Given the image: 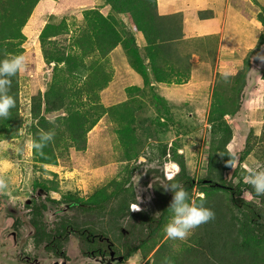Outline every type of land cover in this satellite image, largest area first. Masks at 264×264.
<instances>
[{
  "label": "trees",
  "instance_id": "trees-1",
  "mask_svg": "<svg viewBox=\"0 0 264 264\" xmlns=\"http://www.w3.org/2000/svg\"><path fill=\"white\" fill-rule=\"evenodd\" d=\"M39 0H0V59L9 58L22 52L19 47L25 37L22 28L26 24L35 5ZM106 4L118 14L128 13L136 29L142 33L145 46L140 50L132 36L122 39L115 28L97 10H88L84 16L85 26L77 33L69 34V24L66 18L57 23L47 22L38 34V42L46 64L54 63L60 66L70 77V85L74 88L67 93L52 90L43 94L36 92L30 100V116L34 122L30 126L31 139H38L41 131H55L53 142L49 143L41 153L32 150L33 159L41 165H55L56 150L60 147L61 139L72 141L73 146L83 144L79 150L85 148V135L100 120L102 116L114 117L117 122L115 131L120 150L117 156L130 158L136 154L135 149L140 139L136 136L137 129L132 127L135 116L132 109L126 108L133 102L137 107H144V100L150 101L156 108L158 115L170 116L166 101L158 94V84H171V79L181 77L189 80L192 64L191 54H181L177 50L178 40L176 26L172 24L175 15L161 16L157 13L156 0H105ZM236 8L247 18L256 17L264 27V1L257 2V8L245 11V0H239ZM246 7V8H245ZM249 8V7H248ZM203 37L193 41L204 45V53L210 43ZM216 49L218 38L214 36ZM68 41V45H62ZM127 47L125 51L129 66L140 76L141 88L134 87L137 94L142 92L141 99H131L121 107L105 108L99 103L98 93L106 88L112 77L107 70V54L118 43ZM264 42L261 35L250 51L238 53L241 63L233 68V73H215L211 89V99L206 114L209 125V140L205 172L195 181L187 175L185 167L179 161V172L171 179H166L162 158L166 154L165 145H157V157L145 159L149 165L137 167L125 166V178L120 181L112 179L107 185L95 190L86 199L70 198L68 193L59 199L50 196L49 188L37 181L33 183L30 203H26L28 215L32 219L27 223L31 231H27L32 238V247L26 254L22 240H13L9 248L0 249V264H58L69 258L72 245L70 236L79 240L75 256H88L108 262L119 263L127 260L136 252L146 259L144 264H264V196H257L246 182L242 170V162L255 152L258 143L259 150L264 156V123L258 136L250 131L245 138L243 149L238 158L231 153L228 145L232 140L233 131L225 118L236 116L242 109L245 91L249 87L250 76L253 71V57ZM120 43V44H121ZM66 50H68L66 52ZM146 60L148 62L146 63ZM213 62V60H211ZM203 73L209 74L206 68ZM257 71V70H256ZM258 73V71H257ZM264 80V74L259 73ZM83 77L80 85L74 80ZM181 79H177L179 83ZM186 82V81H185ZM19 76L12 78L9 95L16 101L7 119H0V141L13 140L19 136L23 120L19 114ZM166 108V109H165ZM116 111V114L111 115ZM118 111V112H117ZM160 121V125H164ZM142 128H147L142 126ZM148 130V129H146ZM141 142V141H140ZM54 143V144H52ZM69 144V145H70ZM149 144V143H148ZM72 147V146H69ZM148 147V146H147ZM235 157L236 163L231 167L228 161ZM129 160V159H125ZM161 164V168H160ZM144 169V170H143ZM140 173L142 184L145 183L153 190L157 189L161 181L167 187L172 182H178L189 193L198 187L199 194L194 200L201 199L205 207L215 213L214 219L200 225L193 230L188 239L178 241L179 245L166 236L163 238L162 228L172 215L169 210L172 194L158 188L155 197L150 196L152 204L141 208L137 213L129 211L130 202L135 200L134 188L131 185V174ZM110 189L111 195L104 192ZM149 191V190H148ZM248 192L251 199H245L243 193ZM150 193V192H149ZM111 202V224L94 227L95 220L100 218L107 203ZM68 211H75V215L68 216ZM93 216V218L89 216ZM127 217L128 226L124 227L123 217ZM129 217V220H128ZM18 215L13 216L11 236L18 238L21 234L17 224ZM167 221L165 222L164 220ZM10 221V219H9ZM165 222V223H164ZM164 224V225H163ZM112 232L116 235L111 239ZM72 234V235H71ZM4 237L0 236V242ZM171 241V242H169ZM177 242V241H176ZM152 255L148 257V254ZM107 264V263H103Z\"/></svg>",
  "mask_w": 264,
  "mask_h": 264
},
{
  "label": "rangeland",
  "instance_id": "rangeland-1",
  "mask_svg": "<svg viewBox=\"0 0 264 264\" xmlns=\"http://www.w3.org/2000/svg\"><path fill=\"white\" fill-rule=\"evenodd\" d=\"M234 1L239 2L238 0ZM257 1L262 2L264 0ZM245 2L247 7H245V11H248L247 9L249 6L255 5L254 0H245ZM60 4V7L75 10L76 0H61ZM69 14L75 15L76 12H70ZM203 15L204 14H202V16ZM72 19L74 18H70V20ZM245 29H248L250 33L243 31L242 34L244 38L241 42H243L242 45L244 44V52H246L244 49L247 46H250L248 49L251 50L257 43L256 33L252 30V27L248 24ZM252 33H255V36L251 35ZM262 33H264V29ZM205 37L208 38V40H206L210 41L213 45V41H215L214 36L207 35ZM21 46L24 48L23 51H26L25 57L28 60L27 70L21 72L22 78L19 79L18 88L20 90L18 94L20 104L19 114L23 120V126L19 131V136L15 137V139L0 141V177L5 180L7 185L6 188L0 189V236L4 237V240H2L3 242H0V249L5 250L9 248L13 240V238L10 237L12 225L9 226V218H13L15 215L19 217V219L16 220L17 224L21 225L20 236L15 238V234H13L15 243L17 240H22L21 247L23 246L25 251L21 250V254L28 253L29 249L32 247V238L27 232L31 227L27 223H30V221L32 222V220L37 217L35 216L34 219H32L31 216L30 219V216L27 214L28 208H26L25 204L30 203L29 199L33 192V183L36 181L38 183L44 182L49 188L50 196L54 199H59L62 195L67 193L70 198L75 199V197H78L85 199L94 193L96 189L107 185L112 179L120 181L125 178L126 173L124 167L126 165L130 166V168H138L141 164L145 166L151 164L145 162V159L148 157L151 158L152 156L150 153L152 152L153 157L159 155L157 147L159 143L162 146H166L167 155L160 157L162 158V164H176L179 166V161L182 163L181 160H183L187 175L194 178L195 181L202 177L205 172L209 140V125L207 124L206 112L209 108L211 99L212 80L214 79L212 74L216 72L221 74L233 73L232 67L237 64L238 60L234 57V54L221 56L223 60L222 68L215 64L216 68H212L211 77L208 81L205 79V82L199 83L196 78V82L193 80L189 88L185 87L182 88V90H178V94H174L173 89L171 90L172 92L166 91V89L160 90V96L164 98L166 105L171 111L170 116L166 115L163 117L160 116V114L158 115L155 109L163 111L162 109L164 108L160 109V104L156 103L158 107L156 108L152 102L148 103V105L144 103V109L139 111L137 115L134 114V116H136L135 127L137 128V135L138 138L142 140L141 142L138 141L135 149H133V151H136L134 156L133 154L130 158L122 155L117 156L121 146L115 143L114 126L118 124L112 123L106 118H102V121L85 135L86 140L84 149L79 150L83 144H78L74 147L73 144H70L72 143L71 140L68 142L61 139V141H59V144H61L60 147H64L65 145L67 148L56 150L58 156L56 164L41 165L33 159L32 150H29L27 147L28 141L31 139L29 129L31 124L34 123L29 116L28 101L37 91L41 93L46 91L47 83L51 77V69L43 63L39 45L36 41L24 42ZM213 51L215 54L214 49ZM38 52L40 56H38ZM240 59H242V57H240ZM251 62L254 66L253 71L256 69L258 73L255 70L250 76V84L245 91L242 109L236 116L225 118L233 131V137L228 145V149L236 158H238L240 151L244 147L245 138L248 133L252 131L253 136H258L264 123V80L259 74H264V44L262 48L259 47L257 53L251 57ZM205 68L210 71L208 66H205ZM54 72H56V69ZM187 96H190V99L183 104L185 100L182 98ZM146 102L148 101L146 100ZM114 114H116V111H114ZM160 121H164L162 122L164 125H160ZM109 122H111L112 125H109ZM141 124L147 127L143 128L142 134L140 132ZM105 126L107 127L105 128ZM144 135H146V138ZM144 140L145 142H143ZM149 141L152 142L148 144L147 142ZM258 145L257 143L255 146V152L250 154L242 162V170H244L245 173H248L250 168L257 170L264 169V156L259 150ZM151 165H149V167H151ZM140 180V173L136 174L132 172L131 185L134 188V195L132 194L131 197L135 200L134 202L137 205L142 206L144 209V207L152 204L150 196L155 197L156 192L159 191V187L162 191L165 190L164 187L166 184L164 181H161V186L159 184L157 189H151L149 193L145 183L142 184ZM109 192L110 191L107 189L106 193ZM198 192L199 188L194 187L189 194L191 198L194 199L196 196H201ZM243 197L245 199H251L248 192H244ZM68 210L69 209H67V211ZM96 213L102 215L101 218L111 216H103V212ZM66 215H75V211H68ZM89 217L93 218L91 215ZM170 219L171 216L168 222ZM122 221L124 227H127L128 223L126 222V216L123 217ZM164 221L166 222L167 219ZM97 224H99V227L102 225L104 226L106 225V220H102ZM97 224L94 223L93 226L97 227ZM163 229L164 227L162 228L164 238L166 235ZM115 238L116 235L112 232L111 239L114 241ZM176 241H173V244L179 245V240ZM71 242L75 243V240ZM74 246L73 244V247ZM74 249L69 251V256L73 255V252H75ZM140 252L138 253L141 255ZM151 254L152 252L148 254V256H151ZM90 261H93L92 264H103L108 262V258Z\"/></svg>",
  "mask_w": 264,
  "mask_h": 264
},
{
  "label": "crops",
  "instance_id": "crops-1",
  "mask_svg": "<svg viewBox=\"0 0 264 264\" xmlns=\"http://www.w3.org/2000/svg\"><path fill=\"white\" fill-rule=\"evenodd\" d=\"M60 1L61 0H39L37 2L25 26L22 28V33L25 36V43L35 41L38 43V34L43 26L47 22L57 23L62 18H66L69 24L68 35L74 34V31L77 33L85 26L84 16L86 12L88 10H97L109 21L122 39L132 36L135 38L138 49L141 50L145 46L142 33L136 29L131 16L128 13H116L110 5L106 4L105 0H76L75 10L60 7ZM236 3L237 2L234 0H156L158 15H175L172 24L176 26L178 40V42H176L178 43L176 48L181 54L190 53V62L192 64L189 80H185V82L183 78L174 76L171 79V84H165L164 86L158 84L159 95L160 90L164 89H166V91H171L173 89V93L178 94V90H182V88L185 87L189 88L193 80L196 82V78L199 83L205 82V79H207V81L210 80L212 68H216L215 64L220 68L223 66L222 55L234 54V57L238 59L237 64L232 68L237 67L241 63L238 53L244 48V44L242 45L243 42H241L244 38L242 34L243 31L250 33L248 29H245L246 25L249 24V26L252 27V30L256 33L257 40L262 34V27L255 18L248 19L242 12L235 10L237 9ZM70 12H76V14H69ZM202 14L204 15L202 16ZM70 18H74L75 20H70ZM255 33L251 35L255 36ZM207 35L217 36L218 38L216 49L214 44L212 45L210 41H208L211 45L208 50H210L211 53H204V45L202 46L200 41H197V43L193 41L194 39H200ZM120 43L112 48L105 57L107 70L110 72L112 79L108 86L98 93L99 103L104 107L118 105L121 107L125 102H131V99H141L142 96H144L142 93L144 91L137 94L132 90L134 87L141 88L142 80L129 66V62L125 55L127 47L122 46V43ZM263 44H261V48ZM62 45L67 46L68 41H63ZM248 48H250V46H247L244 50L249 51L250 49ZM213 49L215 50V54L213 53ZM25 52L26 51H23L22 54L25 55ZM38 56H40L39 52ZM42 60L45 64L43 58ZM211 60H213V62H211ZM147 62L148 60H146V63ZM205 66L210 68L208 75L203 73L204 70L202 69H204ZM214 74L215 73H213L212 76H214ZM53 76V82L48 85L50 89L59 93H67L74 88V86L72 87L70 85L69 75L60 67L56 68V72H54ZM20 78H22L21 72ZM177 79H181V81H179L181 82L180 84L177 82ZM84 80L85 78L83 77H80V79L77 78L74 80L73 84L80 85ZM182 99L185 100L183 102V104H185L186 101L190 99V96L183 97ZM142 100L146 105L151 103L150 101L146 102L144 98H142ZM141 105L144 106V104ZM126 107L132 109L136 114L144 109V107H137L133 102ZM101 121L102 119L98 124ZM109 124L112 125L111 122H109ZM106 127L107 126H105V128ZM114 138L116 139L115 143H118L115 134ZM145 261L146 260L143 259L139 253H135L119 264H144Z\"/></svg>",
  "mask_w": 264,
  "mask_h": 264
},
{
  "label": "clouds",
  "instance_id": "clouds-1",
  "mask_svg": "<svg viewBox=\"0 0 264 264\" xmlns=\"http://www.w3.org/2000/svg\"><path fill=\"white\" fill-rule=\"evenodd\" d=\"M257 2L260 3V1L254 0L255 5L249 6L248 10L251 8H254V7L257 8L256 7ZM250 18H255L260 23V21L256 17L252 16ZM260 25H261V27H263L261 23H260ZM263 29H264V27L262 28V30ZM261 35L264 36V33H262ZM22 43H24V41ZM21 44L19 46L22 48L21 53L12 55L9 58L0 59V119H7L10 116L11 109L15 108V106H16V101H15L14 97L8 94L9 89H10L11 84H12V78L18 74L19 79H20V72L27 70V67H28V60L25 57V55L22 54L24 49L21 46ZM38 44H39V42H38ZM39 49H40V45H39ZM67 51L68 50H66V52ZM40 53L42 55L41 49H40ZM42 58H43V56H42ZM45 65L49 69H51L50 70L51 77L47 83L46 91H48V90L55 91L53 89H50L48 87V85L51 84L54 80V76H53L54 70L57 67L61 68V65L56 66L54 63L46 64V62H45ZM21 75H22V73H21ZM180 83L181 82H179V84ZM175 84H177V83H175ZM37 92H40V91H37ZM44 92H42V93L40 92V93L43 94ZM55 92H57V91H55ZM18 94H19V92H18ZM30 100H31V98H30ZM30 100L28 101L29 107H30ZM166 107L169 108L167 105H166ZM105 108H110V107H105ZM169 111H170V109H169ZM134 114H136V113H134ZM206 114H207V112H206ZM111 115H114V113H112ZM29 116H30V110H29ZM30 118H31V116H30ZM102 118H106V119H108V121H111L112 123L117 124L114 117L109 118V116H102L100 118V120ZM98 122H97V124H98ZM135 123L136 122L134 121L132 127L134 129H137L135 127ZM114 127H115V131H116L117 126H114ZM140 127H141V125H140ZM140 132H141V134L143 133L142 127L140 128ZM114 134H115V136L117 135L116 133H114ZM136 136L138 137V135H136ZM54 137H55V131L54 130H49L46 132L41 131L38 139H32V140L28 141L27 147L29 148V150H35V152L41 153L42 150L49 143L53 142ZM144 137L146 138V135H144ZM140 141H142V140L140 139ZM143 142H145V140ZM150 142H152V141H149L147 143H150ZM235 163H236L235 157L231 158L228 161V164L231 167H233V165ZM165 165H171V164L164 163V173H165ZM172 165H174V164H172ZM179 170H180L179 166L178 165L175 166L176 173H178ZM172 176L173 175H171L170 177H167V175L165 173V177L167 179H171ZM246 182H247V184H249L251 186L252 190L254 191V193L257 196H264V169L257 170V169L250 168L248 170V174L246 176ZM6 186L7 185H6L5 180L2 177H0V189H4V188H6ZM151 189H152L151 186L148 185L149 192H151ZM108 190L110 191L109 188H108ZM167 190L172 194L171 202H170V205L168 207L171 214H172L171 219L164 226V229H163L164 234L166 235V237L168 239L184 241V240L188 239V237L192 234L193 230L198 228L200 225L208 223L210 220L214 219L215 213L211 209L204 206L203 200L201 199L199 202H197L196 200L192 199L189 192L182 185H180L178 182L170 183L167 187ZM106 191H107V189L105 190L104 195L109 196L112 194L111 191L109 192L110 194L106 193ZM112 206H113V204L111 202L107 203L106 208L103 211V216L111 215L110 212H111ZM141 208H142V206L137 205L135 202H130V204H129V211L131 213H137L141 210ZM94 214H96V212ZM101 216L99 219L95 220L94 223L97 224L98 222H101L102 220H106V225L109 226L111 224L110 218L109 217L101 218ZM9 219H10L9 226H11L13 223V218H9ZM104 227H106V226H104ZM29 231H31V228L29 229ZM10 237L13 238V242L15 243L14 235H12V236L10 235ZM72 240H75V243H72L71 242ZM70 242L72 245L70 250L75 248L74 251L77 253V246L79 244L78 238H76V236H70ZM73 244L75 245L74 247H73ZM75 252H73V255H71V256L68 255L69 258L66 259V261H59L58 264H92L93 261H90V260L98 259V258L88 257V256H82V257L78 256L77 257V256H75ZM136 253H138V252H136ZM119 263H122V262H119ZM119 263H114V261L113 262H107V264H119ZM165 264H171V262L168 260H165Z\"/></svg>",
  "mask_w": 264,
  "mask_h": 264
},
{
  "label": "water",
  "instance_id": "water-1",
  "mask_svg": "<svg viewBox=\"0 0 264 264\" xmlns=\"http://www.w3.org/2000/svg\"><path fill=\"white\" fill-rule=\"evenodd\" d=\"M175 166L177 165H165V173L167 177H170L171 175H174L176 173Z\"/></svg>",
  "mask_w": 264,
  "mask_h": 264
}]
</instances>
